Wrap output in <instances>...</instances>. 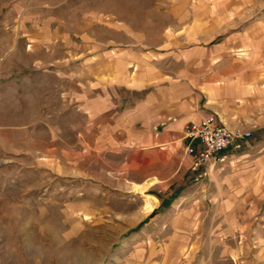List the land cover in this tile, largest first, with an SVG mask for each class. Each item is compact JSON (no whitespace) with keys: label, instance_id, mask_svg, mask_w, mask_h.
<instances>
[{"label":"rangeland","instance_id":"1","mask_svg":"<svg viewBox=\"0 0 264 264\" xmlns=\"http://www.w3.org/2000/svg\"><path fill=\"white\" fill-rule=\"evenodd\" d=\"M166 29L236 36L264 62V0H0V264H264L263 162L236 208H147L61 97L79 47L148 50ZM244 141L262 157L264 130Z\"/></svg>","mask_w":264,"mask_h":264},{"label":"crops","instance_id":"2","mask_svg":"<svg viewBox=\"0 0 264 264\" xmlns=\"http://www.w3.org/2000/svg\"><path fill=\"white\" fill-rule=\"evenodd\" d=\"M183 31L160 30L148 50L79 47L86 64L61 72V97L86 116L92 148L123 158L125 181L151 208L168 196L194 208H236L264 166V154L254 156L259 146L237 141L219 161L198 163L184 154V129L212 114L230 129L264 130V62L236 36L211 43L193 38L201 29Z\"/></svg>","mask_w":264,"mask_h":264},{"label":"built area","instance_id":"3","mask_svg":"<svg viewBox=\"0 0 264 264\" xmlns=\"http://www.w3.org/2000/svg\"><path fill=\"white\" fill-rule=\"evenodd\" d=\"M250 136V131L230 130L216 116L205 115L199 122L185 127L184 154L193 157L198 163L216 162L232 144Z\"/></svg>","mask_w":264,"mask_h":264},{"label":"bare ground","instance_id":"4","mask_svg":"<svg viewBox=\"0 0 264 264\" xmlns=\"http://www.w3.org/2000/svg\"><path fill=\"white\" fill-rule=\"evenodd\" d=\"M146 206H147V208H151V206H153V201L151 199H148L146 201Z\"/></svg>","mask_w":264,"mask_h":264}]
</instances>
